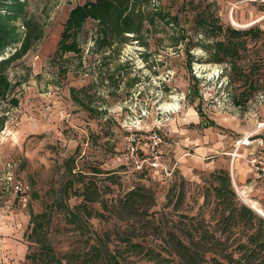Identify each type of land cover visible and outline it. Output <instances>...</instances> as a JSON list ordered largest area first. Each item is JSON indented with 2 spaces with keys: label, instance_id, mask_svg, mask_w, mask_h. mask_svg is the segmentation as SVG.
Wrapping results in <instances>:
<instances>
[{
  "label": "rangeland",
  "instance_id": "1",
  "mask_svg": "<svg viewBox=\"0 0 264 264\" xmlns=\"http://www.w3.org/2000/svg\"><path fill=\"white\" fill-rule=\"evenodd\" d=\"M95 2L0 0L18 5L0 11L17 41L27 19L42 33L0 72V264L46 263L36 257L45 247L62 264H153L186 217L213 225L203 194L221 169L264 219V0H137L122 35L88 15L68 23ZM227 37L238 51L215 62L212 46ZM150 132L162 143L157 156L143 146L148 168L139 172L123 138ZM17 181L30 188L25 205ZM221 236L242 253L238 234Z\"/></svg>",
  "mask_w": 264,
  "mask_h": 264
},
{
  "label": "trees",
  "instance_id": "2",
  "mask_svg": "<svg viewBox=\"0 0 264 264\" xmlns=\"http://www.w3.org/2000/svg\"><path fill=\"white\" fill-rule=\"evenodd\" d=\"M134 1L137 0H96L94 4H88L83 8L75 9L71 13L68 23L73 22V18H85L88 15L95 17L104 26L106 31L115 33L116 35H122L129 30L127 21L130 19V15L127 14H129L132 8L131 3ZM3 6H7V12H10L11 10L9 9H16L18 5L17 3L1 4L0 11ZM22 26L26 29V34L19 40L21 41V47L17 49L14 46L19 41L12 36L10 27L0 12V56L9 48L15 49L11 57L0 61V72H3V68L9 63L8 60L19 58L31 48L33 43L41 38L42 33L38 30V24H34L31 20L27 19L23 21ZM211 30L221 32L219 27H212ZM228 31L230 36H240L250 30L238 31L229 29ZM212 49L214 52L216 51V59L214 61L224 62L227 61L228 56L236 54L238 45L230 43V39L227 37L226 40L216 41ZM2 84L3 77L0 75V88ZM210 176L216 183L210 189L205 190L202 205L207 208L210 206L209 218L213 225L210 224L211 226L208 225L206 227L200 225L201 223L194 217H186L187 220H190L189 222L178 224L170 230V250L166 253L156 255L158 260L154 261L153 264H264V219L238 201L228 172L221 169L214 171ZM90 185L92 183H86L84 187L83 201L85 202H90L93 199L92 188H89ZM138 194H140L138 190H131L126 199H124V204L126 205L132 197L138 196ZM72 216L75 218V215ZM194 219L196 222L193 221ZM33 223L38 225L40 221H38V218L33 217ZM195 223L197 226H195ZM181 225H183L182 228ZM183 232H186L185 235H187V238ZM227 232H234V235L238 234L234 244H237L236 250L242 251L239 256L235 252L228 251L226 241L221 242L219 237L226 235ZM203 233L208 234L207 237L209 239L206 242L208 244H205L203 242L204 238L199 235ZM216 233L218 237L215 235ZM242 236L246 239L243 242H239L238 240ZM228 238L230 236L225 239ZM197 246H206L210 249L204 251ZM213 247L220 248L216 250L219 252L213 250ZM36 257H38L39 261L47 258L48 261L43 264H62L59 259L55 260L54 253L50 247L43 248ZM111 258L118 264L115 256H111ZM153 260H155V257Z\"/></svg>",
  "mask_w": 264,
  "mask_h": 264
},
{
  "label": "built area",
  "instance_id": "3",
  "mask_svg": "<svg viewBox=\"0 0 264 264\" xmlns=\"http://www.w3.org/2000/svg\"><path fill=\"white\" fill-rule=\"evenodd\" d=\"M161 143H162V140L156 132H150L147 135H143L141 133L140 134H129V135L124 136L123 138V145H124L126 156L130 160L133 168L139 172L143 170L144 168H148L146 164L141 162L145 160L146 158H149L148 156L145 155L143 146L146 145L149 152L151 154L156 155V149ZM150 166L153 169H156L158 167L156 162H151ZM257 170H259L260 176L264 178V166L260 167ZM165 174H166V177L164 176L165 179H168V176H170L171 172L167 171ZM12 190H13L14 196L16 197V199H18V201L22 205H25L28 202L30 188L26 183L17 181L13 183Z\"/></svg>",
  "mask_w": 264,
  "mask_h": 264
},
{
  "label": "crops",
  "instance_id": "4",
  "mask_svg": "<svg viewBox=\"0 0 264 264\" xmlns=\"http://www.w3.org/2000/svg\"><path fill=\"white\" fill-rule=\"evenodd\" d=\"M235 161V159L233 160ZM236 179H237V182L239 183V185H241V182L244 183V179H242L241 175H239V173L237 172L236 174ZM233 180H234V176H233ZM235 182V181H234ZM254 206V205H252ZM255 207V206H254Z\"/></svg>",
  "mask_w": 264,
  "mask_h": 264
}]
</instances>
